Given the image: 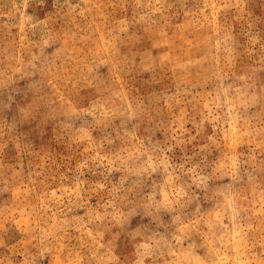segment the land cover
Here are the masks:
<instances>
[{
    "label": "rangeland",
    "instance_id": "obj_1",
    "mask_svg": "<svg viewBox=\"0 0 264 264\" xmlns=\"http://www.w3.org/2000/svg\"><path fill=\"white\" fill-rule=\"evenodd\" d=\"M0 264H264V0H0Z\"/></svg>",
    "mask_w": 264,
    "mask_h": 264
}]
</instances>
